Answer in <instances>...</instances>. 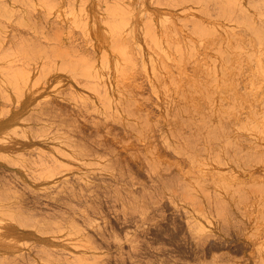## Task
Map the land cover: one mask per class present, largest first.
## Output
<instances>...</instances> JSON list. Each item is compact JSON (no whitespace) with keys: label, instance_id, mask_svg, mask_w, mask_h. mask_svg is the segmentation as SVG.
Masks as SVG:
<instances>
[{"label":"rangeland","instance_id":"rangeland-1","mask_svg":"<svg viewBox=\"0 0 264 264\" xmlns=\"http://www.w3.org/2000/svg\"><path fill=\"white\" fill-rule=\"evenodd\" d=\"M222 1L0 0V264H264L263 136L202 81L194 18L244 35ZM238 1L261 82L264 0ZM195 61L198 108L171 85Z\"/></svg>","mask_w":264,"mask_h":264},{"label":"bare ground","instance_id":"bare-ground-1","mask_svg":"<svg viewBox=\"0 0 264 264\" xmlns=\"http://www.w3.org/2000/svg\"><path fill=\"white\" fill-rule=\"evenodd\" d=\"M225 6L236 10L240 14H243V22L245 29L244 31H242L243 29L239 26V30L241 28V35L242 33H244V35H242L240 38L236 33L238 27L227 21H215V18V20L212 19L204 21L199 20V18L195 17L193 21L197 20L198 22L195 21L194 23H197L202 27L204 26V28L208 27L209 29H207L209 33L207 34L206 39L204 38L203 40L208 43L207 47H210L208 49H211L207 50L209 58V68L205 69V67H203L199 61H195L192 68L188 69L187 71L186 68H184L183 66H179L178 69H176V74L178 78L181 79L179 83V80L176 81V85L171 84L169 82L168 78L170 77V71H168L166 68L160 70L162 72L161 75L166 78L167 81H165L168 82L166 83V86L168 88L173 89L172 86H176L174 88H176L177 93L175 89L173 90V92L175 91L176 94H178L179 92V97L177 95L176 97L180 98V103L182 101L185 103L183 105H196L195 107H197V104H199L197 102H203V100L201 97H199L198 94L197 97L189 96L191 92L185 89V84L188 85V89H196L202 81H206V79H208V82H206L205 85H208L207 89L209 91V97L206 101H208L207 103L209 105L205 101L204 102L205 105L207 104L208 108L210 109L209 113L212 114L210 115L213 117L212 123L215 124L214 121L216 120V117L218 115H224L229 117H238L241 115V117L236 120L238 121L236 124L240 126L239 130L243 129L242 125H244L249 129L250 132L262 135L263 139L260 147L264 148V81L262 80L261 82H259L261 80V76L256 65L258 55L262 54L263 52L260 48V44H254L255 40L252 36V29L254 23L253 20L257 22V16L255 13H252L249 8L246 9V6L239 3L238 0H225ZM187 16L188 19L193 18L192 15L189 16L186 14V17ZM149 23H147L148 28L149 30H151L150 26L152 28V25H149ZM168 25H170L169 22ZM168 30L169 29H167V31H164V33L167 34V32H173V30L172 32H169ZM172 34L174 35V33ZM173 35H171V37ZM182 36V38L185 39L186 34H182ZM166 37L169 38L170 36ZM174 37L177 36L174 35ZM192 37L195 39V36L192 35L189 39L190 41H192ZM153 40L154 41H152V44L153 42H155L154 44L155 46H157V41H155V39ZM183 43H185V40H183ZM222 51L224 52L222 53ZM200 65L204 68L202 69L204 70L203 72H206V74L208 75V77H201L203 79L202 81H199L201 80V78L198 79L197 77L199 73L198 75L196 74L197 72H199V69L200 73L202 74ZM237 68H240L238 72H236ZM203 83L205 82H202V84ZM205 85H203V87L206 88ZM183 87L184 89H182ZM203 87L200 86V88ZM195 91L196 93L198 92L197 90ZM180 92L182 94H180ZM186 92H188L189 94H187ZM167 94H169V92ZM164 95L165 94H163L162 96ZM177 102L179 101L177 100ZM202 102L200 103L202 104ZM239 105H242V108H238ZM208 108H206L207 112L209 111ZM217 172L221 171L218 170ZM218 177L219 179L223 180L221 173H218ZM8 237L6 238L10 239Z\"/></svg>","mask_w":264,"mask_h":264}]
</instances>
